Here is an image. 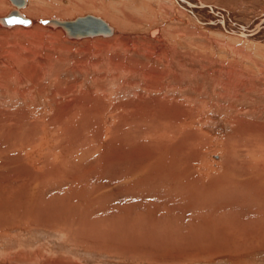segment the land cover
<instances>
[{"label":"rangeland","instance_id":"rangeland-1","mask_svg":"<svg viewBox=\"0 0 264 264\" xmlns=\"http://www.w3.org/2000/svg\"><path fill=\"white\" fill-rule=\"evenodd\" d=\"M60 1L51 4L59 7ZM121 1L97 3L123 8ZM229 1L221 2L237 16L264 9V0ZM141 2L147 18L141 25L136 20L142 18L131 12L138 19L119 16L129 32L163 26L168 35L185 29L176 21L163 23V11L172 14L168 4ZM91 15L105 19L102 11ZM194 27H186L174 57L185 81L179 84L168 74L162 89L151 92L131 68L138 62L164 71L154 59L117 53L119 65L130 69L120 77L112 63L102 66V56L71 44L62 30L34 29L43 34L44 48L29 38L0 36L1 59L18 52L17 45L39 54L35 63H23L28 82L10 80L4 64L0 69V81H9L0 86V264H264V48L236 41L252 60L234 58L200 41L198 34L217 41L213 32ZM103 48L92 51L116 57ZM28 51L23 56L32 61ZM223 61L251 75L246 87L226 95L212 86ZM89 65L98 70L85 77ZM99 77L109 81L107 97L91 101L92 94L102 98L93 81ZM112 78L135 88L118 94ZM33 96L40 101L35 109ZM140 98L151 113L134 112ZM162 105L171 107L168 115L160 114ZM181 106L183 115L174 109ZM248 125L253 131L242 132Z\"/></svg>","mask_w":264,"mask_h":264},{"label":"bare ground","instance_id":"bare-ground-1","mask_svg":"<svg viewBox=\"0 0 264 264\" xmlns=\"http://www.w3.org/2000/svg\"><path fill=\"white\" fill-rule=\"evenodd\" d=\"M52 1H55L57 3L59 2V0H51V1L50 0H25V3L21 7H19V11L21 13H23L26 18L30 19L31 23L27 24V25H23L19 22H16L14 24H11L10 26L2 25L0 23V36L5 38V40H9L10 38H16V39L17 38L22 39V37L24 39L29 38L32 40H36L37 43H35V44L37 46H41V44H43L42 38H44V37H43V34L36 32V30H38V28H41L44 31L46 30V31H50V32L51 31L55 32V30H57V32H58L59 30H62V29L60 27L53 28L52 26L42 25L41 23L38 22L39 19H46V17L47 18L55 17L58 19H74L75 17L78 16V14L83 15L85 13V14L91 15L92 13H97L99 15V13H101V11H102L103 17L105 18V19H103V18L102 19L105 20L107 22V24L111 27V34L105 35V36L104 35H95L92 37L84 36L80 39L67 38L65 36L66 39L68 40V42H70L71 44H74L75 46L77 45L78 47H80V45H83L85 50H86L85 52L90 53L91 55L94 54L96 56V53H98L99 56H102L104 58V61H103L104 63H102L104 65H102V66H105L107 68L109 66V64L112 63V65L116 67V68L115 67L113 68L115 71L117 70L116 75L118 73L119 74L118 76H120V77L123 76L124 73L130 72L129 66H126L125 64L119 65L120 60H119L118 55H120V54H117V53H120V52H123L125 54L126 53L132 54V55L138 56V57H143V58L149 59V60L154 59V61L156 63L164 64L165 65L164 71L158 69L157 67H150V69H147V66H149L148 64L139 65L138 62L136 63L137 66L131 68L132 70L134 69L133 73H132L133 76L139 77V78H140V76L144 77V80L147 83V85L144 87V91H146V92H151L152 90H154V91L155 90L156 91L161 90L162 89L161 86L163 85L162 79H163V77L167 76L168 74L170 76H172V78H174V80L176 82H178L179 84L181 82L185 81L184 75H182L180 73V70L176 66V63L174 61V57H176V55L178 56L176 46L181 43V41H180L181 39H185L186 33H189L187 31L188 28H186V27H191V25L195 26L197 29L211 31V32H213V34H215V36H218L221 39H224V40H221V39H218V37H217V41H211L210 38L204 37L203 35L201 36L200 34H198V36H200V41H204V42L208 43V45H210L214 49H216L218 51L226 52V53L230 54L231 56H233L234 58L240 57V58H244V59H247L250 61L252 60L251 59L252 56L246 57L242 53V51H240L238 49V47H236L233 44L236 41L239 43H245L248 45L254 43L256 46L264 48V9L262 11L260 9L259 11L254 12L253 16H251V15L248 16L246 14L244 15V12L241 13V16H237L236 14L233 13V8L231 9L230 5H228L229 7L228 6L224 7V5L226 3L223 4L221 2V1H229V0H155L158 7L161 6L162 3H164L165 5L168 4L170 6V8L172 9L171 10L169 8V10L172 12V14H170L166 11H163V13H164V17L162 20L163 23L176 21V23L180 27L186 26L184 30H182V29L180 30L179 27H178L179 29H173V30L171 29L172 31L171 32L169 31L170 34H168V35H171V39L167 35V32L169 29L163 28V26H161V27L160 26L159 27L153 26L152 28H148L147 31H145L146 33H144V34H142V32H140V30H138V31L132 30V31H130L131 32L130 33L128 30H126L127 27H124V26L122 27V24H124V22L120 21L121 20L119 17L120 15L121 16L123 15V17H126L127 21L129 20L131 22L138 19V18H134L133 16H130L131 13L135 14L137 17H141L142 20L141 19L136 20L137 21L136 24L138 26L141 25L145 19H147L145 13L142 12V9H145L146 3L141 2V0L140 1L139 0H137V1H135V0L121 1L120 5L123 7V8L120 7L121 9L118 8L117 5L110 4L111 2L110 3L100 2V4H98L97 2L100 0H97V1L96 0H77L78 2L77 3L75 2L72 5H70L71 3L74 2V1L71 2L72 0H61L59 7L55 6L54 4H51ZM207 1H209V3ZM128 2H130V3H128ZM218 2L219 3L221 2V4H223V6L222 5L219 6ZM229 2H231L232 5L236 4V3L232 2L231 0ZM251 2H253V1H251ZM262 2H263V0H262ZM9 3L12 6V8L6 7V9L4 11L3 7ZM143 3H145V5H143ZM114 4H115V2H114ZM139 4H141L143 6L139 7L140 6ZM215 4H217V5H215ZM263 7L264 6H262V8ZM15 9H16V6L13 5L11 0H3V3L0 4V12L2 13V11H3L5 13V15L8 14L10 11L15 10ZM162 10H165V9L163 8ZM242 11H244V10H242ZM83 16H85V15H83ZM118 21L122 24H119ZM236 21H238V22H236ZM112 23H114V24H112ZM115 23L118 24L117 27L120 26L119 27L120 29L115 26L116 25ZM34 29H36V30H34ZM32 30H34L36 33H34V31H32ZM43 30H41V32ZM204 32H206V31H204ZM53 38L55 39V37H52L51 39H53ZM54 39H53V41H54ZM190 40H192V38ZM190 40H188V41H190ZM218 40H220V41H218ZM55 42L56 41H54V43ZM39 43H40V45H38ZM97 45H98V47L99 46L104 47L107 50L106 54L110 53V51H113L116 55V57H114L113 60L118 61V63L113 61L112 58L110 57V55L105 56L101 51L93 52L92 50L96 49ZM15 48L18 49L19 51L18 52H14V51L8 52L7 57L3 56L4 58H2V59L0 58V69H2V67H3L2 64H4L6 66L5 68H9L11 71V77H9L10 80L13 79V80L17 81L18 83L28 82V80L32 79V78L28 74L29 71L28 72L25 71L26 65L24 66V64H25L24 61H26V64H29V62L35 63V61L39 60L38 59L39 54L36 51L37 49L35 50L36 52H31V51L26 50V48H23L22 46L17 45ZM40 48H44V47L41 46ZM46 50H47V48H46ZM25 51L26 52L28 51V53H29L28 55L33 57L32 61H29L28 58L23 56V52H25ZM259 51H260V49H259ZM36 59H38V60H36ZM43 61H44V59H43ZM43 61L41 60V62H43ZM211 62H212V60H211ZM218 63L219 62H217V64ZM231 63H233V62H231ZM89 64H91V63H89ZM42 65L44 66L45 62ZM47 65L49 66L50 64L47 63ZM82 65L84 66V63ZM38 66H39V63L38 64L36 63L34 65L33 69H37ZM50 66H52V65H50ZM50 66H49V68H50ZM220 66L222 69L219 72L221 78L218 77L219 81L214 80V82L215 81L216 82H215V84H212V86H214V87L216 86V87L221 88L225 92L224 94H226V93L229 94V91H232V90L235 91V89H237L236 86H238V89H240L239 87L244 88V87H246L247 83H249L247 81L248 79H250V76H251V75H249V73L245 74L246 72L243 73L242 71L241 72L237 71L231 65L225 64V62L223 65H221V62H220ZM86 67H85L86 70L84 72L85 77L90 76V74L92 72L96 73L98 70V68H96V65H92L88 69ZM75 68L76 67L74 66L73 69L77 70V68L76 69ZM30 69H32V68H30ZM42 69H43V67L40 70H42ZM216 71H217V69H216ZM218 71H219V69H218ZM43 72H45V71L43 70ZM259 72H260L259 75L261 77L263 76L262 78H264V70H260ZM80 73H81V71H80ZM219 73H217V74H219ZM208 74H209V72H208ZM32 77H34V76L32 75ZM214 78H216V77H214ZM7 80L0 81V86L3 83H4V85H6L9 82V81L7 82ZM112 80L113 81L115 80L117 82V85H119L118 89L116 90V93H118V94L121 92H123L125 94V92L132 90V88H135L134 84H132V83H127V82L123 83L121 81V78L120 79L119 78H117V79L112 78ZM93 81H94L95 92H99V91L102 92V95H101L102 98H100V97L97 98L95 96V94H92L93 98L91 101H95V99L96 100H98V99L103 100L104 97H107V94L105 93V88L107 85L106 82L108 80L107 79L104 80V79H101L99 77L97 79H94ZM110 82H111V79H110ZM150 85H154V86H150ZM14 88H16V87H14ZM9 91H11V89H9V87H8L7 92H9ZM12 91H14V90H12ZM30 92H32V91H30ZM30 92H29V94H30ZM14 93L17 94V91H15ZM60 94H61V92H60ZM224 94H222V95H224ZM17 95H19V94H17ZM114 95H116V94H114ZM24 99L29 100L31 98L29 97V99H28L26 97ZM141 100L142 99L140 98V100L137 101L139 106L135 105L137 111H134V112L140 111V113L141 112H146V113L150 112L151 113L153 111L151 109V106L147 105V103H146V107H145L144 106L145 104L142 103ZM29 101L31 102L34 109L37 107L38 104H40L38 96H33V101L32 100H29ZM75 101H77V100H75ZM156 101L157 100H153L154 103H156ZM165 101H167V100H165ZM86 102H90V100L86 101ZM153 102L151 101V103H153ZM45 103H47V107L49 106V108L52 107V105L54 104V102H52V101L51 102L50 101L45 102ZM84 103H85V101H84ZM75 104H76V102H75ZM148 104H150V103H148ZM162 104H164V103H162ZM69 105L72 106L71 103ZM72 107H74V106H72ZM120 107H124V105H122V104L118 105V108H120ZM167 107H168L167 105H162V107L160 109V107L158 106V108L162 111L160 114L164 113V114L168 115L169 113L168 112L165 113V112H166V110H169V108L171 109V107H168V108ZM164 108H166V109H164ZM67 109H69V108H67V107L62 108V111H67ZM81 109H82V107H81ZM81 109H79V110H81ZM153 109H155V108L153 107ZM162 109H164V110H162ZM174 109L178 110V112H181V115H183L186 111L185 107H183V106L175 107ZM212 109L214 111H217V112H219V110H220V109H218V106L215 104L213 105ZM72 110H73V108L70 111H72ZM123 110H125V109H123ZM160 110H159V112H160ZM192 110L194 111V109H192ZM95 111H93V113ZM102 111L100 113H102ZM86 112L87 111L85 109V114H86ZM96 112H98V111H96ZM122 112H124V111H122ZM67 113H69V112H67ZM23 115H24V113H23ZM178 115H180V114H178ZM178 115H176L174 117H177ZM129 116H130V114H129ZM139 116H141V115H139ZM236 123H238V122L236 121ZM241 124H238L239 125L238 129L235 128L237 131L240 130V128L242 127ZM245 127L247 129L246 128L242 129L241 130L242 132L248 133L249 132L248 130L253 131V130H251L250 125L245 126ZM256 127H257V125L255 126V128ZM257 129H262V128H260V126H259V128L257 127ZM263 131H264V129H263ZM161 158H162V156H161ZM151 165H152V163H151ZM147 167H149V166H147Z\"/></svg>","mask_w":264,"mask_h":264},{"label":"water","instance_id":"water-1","mask_svg":"<svg viewBox=\"0 0 264 264\" xmlns=\"http://www.w3.org/2000/svg\"><path fill=\"white\" fill-rule=\"evenodd\" d=\"M11 2L16 6V9L10 11L5 16H1L0 23L6 26L14 24L10 21H16L23 25L30 24L31 20L26 18L24 14L19 11V7L25 3V0H11ZM38 22L42 25L52 26L53 28L60 27L67 38L80 39L84 36L92 37L95 35L105 36L111 34V27L105 20L90 14L77 16L74 19H58L51 17L39 19Z\"/></svg>","mask_w":264,"mask_h":264},{"label":"snow or ice","instance_id":"snow-or-ice-1","mask_svg":"<svg viewBox=\"0 0 264 264\" xmlns=\"http://www.w3.org/2000/svg\"><path fill=\"white\" fill-rule=\"evenodd\" d=\"M11 23H16V21H10ZM22 22V21H21Z\"/></svg>","mask_w":264,"mask_h":264}]
</instances>
